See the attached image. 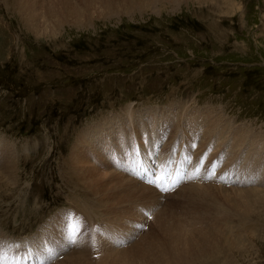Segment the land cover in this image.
<instances>
[{
    "label": "rangeland",
    "instance_id": "1",
    "mask_svg": "<svg viewBox=\"0 0 264 264\" xmlns=\"http://www.w3.org/2000/svg\"><path fill=\"white\" fill-rule=\"evenodd\" d=\"M104 1L109 10L97 8L90 17L84 15L56 26L54 33L39 35L18 9L0 0V168L10 180H0L3 264H40L35 262L37 249L45 252L41 246L45 235L50 237L69 213L82 219L85 237L63 254L51 247L61 260L81 251V243L88 259L91 243L106 240L107 232L96 229L104 226L112 231V217L107 220L97 210L99 218H88L83 211L84 201L98 200L78 180L79 171L72 165V149L86 132L88 137L97 136L92 143L102 141V146L96 142L82 149L92 157L89 162L95 169L102 174L121 173L140 185L124 169L127 157L138 155L131 149L140 146L147 154L154 152V170L159 171L166 156L175 163L185 150L181 131L190 142L186 144L190 159L201 146L194 141L196 134L213 127L217 133L223 131L219 135L224 147L208 163L203 159L206 169L221 157L220 165L228 169L233 159L228 156L234 150L242 152V164L248 160V150H264V0ZM76 2L85 6L84 0ZM131 110L133 123L125 121V113ZM234 130L244 132L242 145L236 143L240 136L232 135ZM187 166L182 177L192 167ZM175 191L163 197L157 191L156 196L162 203L181 207L185 193L177 198L172 196ZM136 207H131L135 213ZM210 209H205L210 215L200 224L212 215ZM263 211L243 216L257 232L245 238L242 250L235 251L236 262L230 255L233 264H264ZM223 212L217 209L218 215ZM230 216L239 221L242 214ZM150 222L136 236L116 232L129 245L117 243L115 250L127 249L146 236ZM11 248L34 251L33 258H23L24 253L13 257ZM230 256L219 263L232 264Z\"/></svg>",
    "mask_w": 264,
    "mask_h": 264
},
{
    "label": "bare ground",
    "instance_id": "2",
    "mask_svg": "<svg viewBox=\"0 0 264 264\" xmlns=\"http://www.w3.org/2000/svg\"><path fill=\"white\" fill-rule=\"evenodd\" d=\"M2 1L7 7L18 9L19 15L26 21V24L28 26L30 25V27L34 31L38 32L39 35L44 33H54L56 26L59 27L68 22H73V20H81L84 15H88V17H90L91 13L97 8H102L104 11L109 10V3L104 0L100 4H105L108 8H103V5L100 6L99 2L102 0H84L85 6L83 7L82 5L79 7L77 2L74 3L75 0ZM134 9L136 8L133 7V10ZM134 113L135 112H133V110L126 112L125 121L133 123L135 119ZM183 120L185 122V119ZM121 125L126 126V123ZM178 127L179 130H181V124H178ZM132 132L135 137L137 133L134 129ZM220 133L223 134V131ZM220 133H217L213 127L200 135L196 134V140L194 141H199V145L201 146L198 145L199 147L195 156H193V159H190L189 161L186 157H188V151L190 150L187 149L186 144L190 142L186 139L184 131H181V143L183 146L185 144V150L182 151L181 157L179 159L176 158L177 160L175 163L170 161L167 156L165 157V163L168 164L167 171L170 174L172 173L171 176H176L175 181H179L180 184L185 182L184 184L187 185L185 186L183 184L178 191H175L176 194L174 193V195H172L179 198L182 192L185 193L183 198H181L182 206L177 207L176 205L177 208L172 206L171 203H162L159 196L158 198L156 196L157 189L153 187L156 192L153 189H150L146 182H143L142 179H139L136 176V180L138 181L139 179L143 186L121 173L118 174L109 172L108 174H102L99 170H97V168L95 169L94 165L92 166L91 164L92 157L86 156V153H84L85 150L82 149L86 146L91 147L95 145L96 142L100 141H94L92 143L91 140H95L97 136L88 137V133H84L83 136L79 138V141L77 142L78 145L76 144L77 146L72 149V158H70L72 159L73 167L79 171L80 176L78 180H81L87 190L94 195H97L98 200L93 199L90 201L89 199V201H84L82 205L83 211L85 213H89L87 216L88 218H99L102 215V217H107L108 220V217H112V221L109 222L112 226V231L104 226L97 228L96 231L103 233L109 232L112 233L114 237H116L114 234L117 233L135 235L142 230L141 226L145 229L146 222L149 220L145 219V217L140 215L137 211L141 208L153 209L150 213V226H152V228L149 227V230L147 227L149 233L139 239L135 244L132 243L133 245L127 247V249L124 248L123 250L116 251L115 248H117V244L109 242L108 239H103L102 242L101 240L100 242H95V240L94 246L93 243H91L92 250H94L95 254L94 256H91V250L88 251L89 258L85 259L87 257L85 251L87 250L85 248L86 246L81 243L79 246L81 251H73L74 253L71 251L73 253H70L72 254L71 256H68L67 254V256H65L66 259L64 260L63 258L62 260L58 258L55 264H220L219 262L224 261V258L230 255L233 257L234 262H236V257L234 255L235 251H238V249L241 248L245 242V238L247 239V236L249 237L250 234L257 232L255 231L256 227L250 221L243 218V216L245 217V215H249L253 211L256 212L258 209H264V191L259 188H264V150H248V160L244 161V164L241 163L242 161L240 159L242 152L239 153L240 150L232 151L233 153H230L228 156V158H233L230 161L228 160V169L220 165L219 168L223 170H220L219 172V169H217L218 171L216 170V177L208 179L210 183H207L205 181L206 173L203 171L206 170V166L203 165L202 168H198V165L201 163L203 164L202 158L205 157V154L208 163L210 160H213L212 157L214 158L216 156L215 153L223 149L224 146H221L223 139L219 135ZM243 134L244 132L239 130H234L232 133V135L240 136L239 141L236 142L239 145H242V142L244 141L241 137ZM101 142L99 143V146H102ZM99 146L97 149L100 148ZM138 147L140 156L138 155L134 162H138L140 159L139 162L141 165L138 164L140 166L139 171L147 170L148 175H146V178L150 179L152 178V172L155 171L154 166L156 164V159L154 158V152H149L147 154L143 147ZM125 149H127V147H125ZM103 150L105 149L103 148ZM209 150H214L210 156ZM132 159H134L133 154L127 157L126 166H124L125 171H129L131 173L132 171H136ZM222 159L223 157L220 158V164ZM183 162H185V164L182 165L181 163ZM14 163L12 165H14ZM10 164L11 163H9V165ZM189 164H191L192 167H189L188 176L182 177V173H186V168H188L187 165ZM241 164L243 166L238 168ZM169 168H172L173 171L170 172ZM4 170L5 169L3 167L2 169L0 168V180L2 181L5 177L9 180V175L7 174L8 172L4 173ZM197 170L199 171V175H195ZM229 171L230 174L226 177L225 173H229ZM221 176H225L226 178L224 177V179L221 180ZM250 178H255L254 182H248ZM229 180H231V182H229ZM144 185H147V187ZM227 185H230L231 188H228ZM248 187L250 189H248ZM171 193L173 194V191ZM129 206H138L136 207V213L133 212ZM207 208H211L208 211L212 215L207 221L202 222V225L198 221L202 220L205 215H210L206 214L207 211H205V209ZM212 208H216L214 209V212L212 211ZM217 209L224 211L225 214H223V212L221 215H218ZM97 210H100L101 213ZM99 213L101 215H99ZM191 213H193L194 216L191 217ZM230 213L238 215L242 214V216H240L239 221H237L230 216ZM97 215H99V217ZM128 217L130 219H126ZM113 218H116V220H113ZM124 219L127 220V223ZM64 229L65 220L58 223V226L54 228L55 232L52 233L50 237L45 235V244H42L41 246L43 248L45 246L56 247L61 252L60 254L65 253L67 250H64L66 246ZM54 234H56V238H54ZM122 245L126 246L129 244L127 241H124ZM68 250H70V248H68ZM24 251L23 258H33L32 254L34 251ZM35 256L38 259L35 260L37 263L47 259V254L43 252L40 247L37 249ZM231 256L230 261L233 264ZM54 259L55 258L51 261ZM10 264H14V262L11 261Z\"/></svg>",
    "mask_w": 264,
    "mask_h": 264
},
{
    "label": "snow or ice",
    "instance_id": "3",
    "mask_svg": "<svg viewBox=\"0 0 264 264\" xmlns=\"http://www.w3.org/2000/svg\"><path fill=\"white\" fill-rule=\"evenodd\" d=\"M195 147V145H193ZM210 151V150H209ZM133 152H135V148H133ZM190 161L189 157H186ZM206 159L205 157L202 158ZM199 167H203V164H199ZM168 164H162L159 168V171L152 172V178L147 179V170L144 171H132L131 174L135 175L137 178L144 180L149 186L154 187L159 191L161 194H167L172 191H175L177 187H179V182L170 179L171 174L167 171ZM216 168L217 165L213 164L210 169H206L208 174L206 175V179H212L216 177ZM195 175H199V171L197 170ZM221 180L224 179V176L220 177ZM255 178H250L248 182H254ZM140 215L144 216L145 219H151L150 213L153 211L151 208H141L137 210ZM83 221L81 218L76 217L74 214H67L65 217V241L66 246L64 250H68V248L75 247L78 245V237L80 236L82 230H83ZM142 229V226H141ZM105 238L109 240V242L113 244H122L124 243L123 240H119L117 237H114L112 234L104 233ZM95 245V242L93 241V246ZM44 251L47 254V259L44 261H41L40 264H51V260L53 258H59V252L55 248L51 247H44ZM3 260V247L0 246V264H2Z\"/></svg>",
    "mask_w": 264,
    "mask_h": 264
}]
</instances>
